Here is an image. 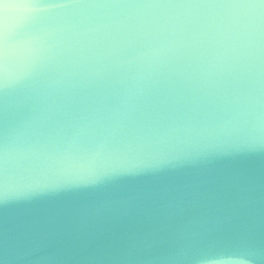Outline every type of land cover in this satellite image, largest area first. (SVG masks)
Instances as JSON below:
<instances>
[{
  "label": "clouds",
  "instance_id": "obj_1",
  "mask_svg": "<svg viewBox=\"0 0 264 264\" xmlns=\"http://www.w3.org/2000/svg\"><path fill=\"white\" fill-rule=\"evenodd\" d=\"M0 264H264V0H0Z\"/></svg>",
  "mask_w": 264,
  "mask_h": 264
}]
</instances>
